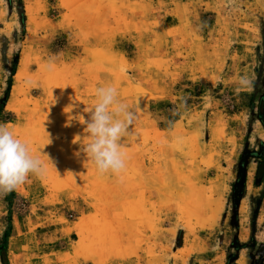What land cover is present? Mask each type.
<instances>
[{"label": "rangeland", "instance_id": "1", "mask_svg": "<svg viewBox=\"0 0 264 264\" xmlns=\"http://www.w3.org/2000/svg\"><path fill=\"white\" fill-rule=\"evenodd\" d=\"M109 85L137 117L119 174L77 117ZM261 119L264 0H0V124L46 168L0 192V250L12 227L10 264H264Z\"/></svg>", "mask_w": 264, "mask_h": 264}, {"label": "clouds", "instance_id": "2", "mask_svg": "<svg viewBox=\"0 0 264 264\" xmlns=\"http://www.w3.org/2000/svg\"><path fill=\"white\" fill-rule=\"evenodd\" d=\"M95 94V105L84 110L90 114L89 118L77 116L86 125L89 139L82 152L99 172L119 174L126 167V146L122 140L129 134L136 113L119 99L114 86L99 87ZM45 171L42 160L32 154L29 142L0 124V192H10L30 175L43 176Z\"/></svg>", "mask_w": 264, "mask_h": 264}, {"label": "trees", "instance_id": "3", "mask_svg": "<svg viewBox=\"0 0 264 264\" xmlns=\"http://www.w3.org/2000/svg\"><path fill=\"white\" fill-rule=\"evenodd\" d=\"M261 122L264 124L263 119H261ZM260 147L264 148V142H260ZM257 161V170H256V176H255V183L257 186H260L264 184V153H255V156ZM248 159L247 155L244 154V156L240 159V163L237 166V182L233 185V200L236 205H239L240 201L243 199L244 190H245V182H246V170L248 166ZM12 230V227L8 230L6 233V238L3 241V248L0 250V255L2 258L3 264H10L8 261L7 256V238L10 236V232ZM237 260L236 257H230L228 259L227 264H234Z\"/></svg>", "mask_w": 264, "mask_h": 264}]
</instances>
